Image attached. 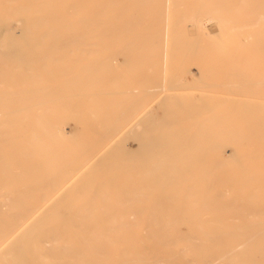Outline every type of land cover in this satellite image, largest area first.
<instances>
[{"label":"bare ground","instance_id":"6f19581e","mask_svg":"<svg viewBox=\"0 0 264 264\" xmlns=\"http://www.w3.org/2000/svg\"><path fill=\"white\" fill-rule=\"evenodd\" d=\"M262 5L0 0V264H264Z\"/></svg>","mask_w":264,"mask_h":264},{"label":"rangeland","instance_id":"374dc122","mask_svg":"<svg viewBox=\"0 0 264 264\" xmlns=\"http://www.w3.org/2000/svg\"><path fill=\"white\" fill-rule=\"evenodd\" d=\"M199 1L207 2L209 0H199ZM228 1H231V0H227V2ZM235 1H237L238 3H242L243 0H235ZM244 1L247 3V6H248V4L252 2L253 0H244ZM218 9L220 11L223 9L220 6V4H219ZM186 12H190V11H186ZM215 17L219 18L217 16ZM205 19L210 20L212 22L211 27L213 31L216 32V35L218 37L217 39L221 43L228 44L230 47H234L235 45H238L241 43L242 44L247 43L249 45L260 44L264 46V0H263V5L261 9L257 11L255 14H252V13L249 14V9L246 8V6H241V7L232 9L231 15L226 17V22L223 21L222 19L219 20V19H214L212 17L205 18ZM227 54L230 55L231 53H227ZM217 56H219V58L221 59L222 57H226L225 52L222 50L218 52ZM235 57L237 58V55ZM174 66L175 67L173 68V70L172 71L170 70L169 73L175 74L176 77H178V79L183 78V80L185 81L189 80V82L193 84L194 79H193V76L190 73H188L189 70L193 71L195 75L199 76L197 66L194 63H190V62L178 63L177 62L174 64ZM262 66H264L263 61H258L257 63L254 64V67L256 68L262 67ZM179 74L181 77H179ZM188 74H190L191 76ZM252 75L261 76V75H264V72L261 73L257 71L256 72L252 71ZM205 76L208 79L212 78L211 73L209 71L205 72ZM215 90L220 91V92L221 91L225 92L223 88H216ZM192 91L191 92H192L193 100L196 102V105L200 106L201 105L200 94L202 91L195 90V89H193ZM220 95L226 98H236L237 97L235 95H225V94H220ZM239 98L251 99V100H261V99L264 100V96H240ZM149 108L153 109V113H155L154 115L156 116V118H161V119L163 118L164 111L157 103V98H152L149 101ZM0 116L2 119L4 118V114ZM71 125H73V123L71 122L65 124L66 130L69 132L71 131L73 127ZM226 150L228 153H231L232 151L231 147H226Z\"/></svg>","mask_w":264,"mask_h":264}]
</instances>
